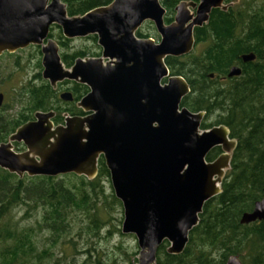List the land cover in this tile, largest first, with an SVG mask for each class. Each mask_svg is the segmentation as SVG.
Listing matches in <instances>:
<instances>
[{"label": "water", "instance_id": "1", "mask_svg": "<svg viewBox=\"0 0 264 264\" xmlns=\"http://www.w3.org/2000/svg\"><path fill=\"white\" fill-rule=\"evenodd\" d=\"M216 8L224 10V0L180 2L172 22L164 24L158 0H111L74 17L67 16L61 0H0V54L40 46L42 79L53 88L63 80L86 85L88 92L76 106L89 112L66 116L59 125L50 123L52 112L34 113V122L21 125L0 143V169L17 177L73 174L89 180L101 157L122 207L120 232L136 241L132 264H155L163 242L168 254H180L203 204L220 192L229 167L235 141L221 125L199 130L202 112L178 110L189 89L182 78L168 75L163 62L192 50L193 29ZM144 21L153 24L157 43L134 36ZM52 25L66 39L94 35L100 56L76 59L65 69L57 45L47 38ZM240 58L248 62L254 55ZM238 74L232 67L227 77ZM12 142H21L25 150L14 152ZM213 146L227 154L205 162ZM262 219L264 187L262 198L239 223ZM224 264L241 262L230 255Z\"/></svg>", "mask_w": 264, "mask_h": 264}, {"label": "trees", "instance_id": "2", "mask_svg": "<svg viewBox=\"0 0 264 264\" xmlns=\"http://www.w3.org/2000/svg\"><path fill=\"white\" fill-rule=\"evenodd\" d=\"M158 1L165 11L163 21L168 24L178 3L198 0ZM61 2L67 16L74 17L106 6L111 0ZM224 6V10L211 9L207 21L194 28V48L190 53L166 57L164 63L171 75L182 77L189 87L180 105L215 118L212 123L204 120L202 127L223 125L235 147L221 179L220 192L203 204L183 251L168 254V245L163 242L157 249L155 264H224L230 255L237 256L241 264H264V219L239 223L241 215L250 212L262 198L264 187V0H224ZM135 35L150 37L139 30ZM87 39L99 50L95 36ZM71 41L58 36L60 60L66 68L76 58L99 54L68 53ZM198 45L202 48L195 53ZM249 53L256 59L242 63L240 57ZM14 65L18 66L17 59ZM235 65L240 68L239 76L221 80ZM37 67L40 68L38 63ZM209 74L213 77L209 78ZM32 78L39 83L27 81L19 92L25 95L22 104L27 112H46L55 107L60 110L55 91L40 80L38 73ZM73 93L75 97L78 94ZM22 95L14 92L11 100L18 97L21 106ZM22 114L0 121V141L5 138V123L20 122ZM61 178L66 179L65 184L57 177H17L0 169V264H68L76 261V256H83L81 264H117V255L123 256L125 264L135 262L137 252L129 254L120 246L112 248L116 254L96 250L99 242L114 233L111 211L121 208L101 157L94 178L73 174ZM105 183L109 186L106 195ZM20 208L22 215L13 219V212ZM78 217L79 222L75 221ZM31 221L30 225H20ZM105 227L108 228L103 231Z\"/></svg>", "mask_w": 264, "mask_h": 264}, {"label": "rangeland", "instance_id": "3", "mask_svg": "<svg viewBox=\"0 0 264 264\" xmlns=\"http://www.w3.org/2000/svg\"><path fill=\"white\" fill-rule=\"evenodd\" d=\"M236 1V0H234ZM153 26L149 23L143 24L140 28L139 31L142 34H147L149 35L152 39H156V32L155 30L152 29ZM58 32L54 31L53 36L57 37ZM96 44V43H95ZM97 46V45H96ZM202 48V46L198 45L196 47L195 53H198V51ZM99 52L96 48L95 45L91 42L90 39H74L68 44V53H74V52ZM17 59L18 61V66H15L13 62ZM40 60V55L37 52V49L35 48H25L24 50L15 53V55H6L2 56L0 59V63L3 66L2 71L3 73L0 74V90L4 93L5 95V103L7 105V111L3 112V115L5 113H9V116L6 118H11L12 114L10 113L13 110H18L19 104L17 103V98L13 96V100L11 101V94L12 93H18V90H20L22 85H25L27 81H33L34 84H38L39 80L32 78L33 75L39 73V69L37 67V63L39 64ZM63 87H61L62 89ZM13 91V92H12ZM58 105L63 108L70 110V107L65 106L63 102H59ZM9 106V107H8ZM67 107V108H66ZM10 108V109H9ZM2 115V114H1ZM215 118L209 117L206 120V123H212ZM67 175V174H65ZM57 177V180L61 179L64 184L66 183V179L61 178L62 175L60 176H55ZM72 180V179H71ZM109 181V179H108ZM110 186V182H109ZM109 186L105 183L104 184V189H105V195L109 191ZM111 187V186H110ZM112 190V189H111ZM23 209H16L13 212V219L18 220L20 216L22 215ZM112 221L110 222L111 225H113L114 229L112 231L114 232L111 234V236L106 239L102 240L99 242V246H96L97 251H102L105 253H112L116 254L115 251L112 250L115 246H120L121 249L126 251L127 253L131 254L134 251H138L137 246H136V241L133 235L131 234H122L120 232V227H121V222H122V207L121 208H114L111 213ZM81 220V217H78L75 219V221L79 222ZM33 221L29 223H22L20 225H30L32 224ZM108 227H105L107 229ZM74 231L77 229V224L75 223L73 225ZM115 229H118L119 232H115ZM105 233V232H102ZM104 235V234H103ZM122 235V237L120 236ZM68 255L70 253L67 251ZM119 253V252H118ZM76 261L73 263H68V264H81V261H83V256H76ZM135 258V257H134ZM133 261V260H132ZM117 264H125V260L123 256L117 255Z\"/></svg>", "mask_w": 264, "mask_h": 264}, {"label": "flooded vegetation", "instance_id": "4", "mask_svg": "<svg viewBox=\"0 0 264 264\" xmlns=\"http://www.w3.org/2000/svg\"><path fill=\"white\" fill-rule=\"evenodd\" d=\"M174 16V15H173ZM164 17V16H163ZM173 19V18H172ZM164 22V21H163ZM172 22V21H171ZM170 22V23H171ZM145 23H151L150 21H144L138 28H137V30L136 31H138L139 30V28L143 25V24H145ZM165 24V23H164ZM169 24V23H168ZM151 25L153 26V24L151 23ZM154 28V27H153ZM195 28H197V27H195ZM155 30V29H154ZM194 30V29H193ZM54 31L55 32H58L57 33V37H55V36H53V34H54ZM135 31V32H136ZM135 32H134V36L136 37V35H135ZM156 32V31H155ZM59 35H61V32H60V29H59V27H57V26H55V25H52V26H50L49 27V29H48V34H47V38H49V39H51V40H53L54 42H55V44L57 45V47H58V55H59V57H60V48H59V46H58V44H57V42H58V36ZM62 36V35H61ZM90 36H94V35H88V36H85V37H82V39H87L88 37H90ZM192 36H193V31H192ZM63 37V36H62ZM46 38V39H47ZM64 38V37H63ZM96 38V37H95ZM136 38H138V39H150V40H152L154 43H157L158 42V40H159V37H158V35H157V33H156V39L154 40V39H152L151 37H145V38H140V37H136ZM66 39V38H65ZM74 39H79V38H73V39H69V40H74ZM43 42H45V41H43ZM44 44V43H43ZM96 45H97V43H96ZM98 46V45H97ZM27 47H29V48H35V49H37V52L39 53V55H40V60H39V65H40V69H39V76H40V80H42V81H44V82H46L48 85H49V83H48V81H46V80H44V79H42V77H41V72H42V66H41V53H40V46H36V45H28ZM27 47H25V48H27ZM25 48H22V49H18V50H16V51H14V52H12V53H7V52H2L1 54H0V59L2 58V56H6V55H15V53H17V52H20V51H22V50H24ZM98 48H99V54L97 53L96 55H88V56H84V57H82V58H76V59H84V58H88V57H91V58H97V57H99L100 56V53H101V49H100V47L98 46ZM193 48H194V38H193ZM193 48H192V50H193ZM191 50V51H192ZM190 51V52H191ZM189 52V53H190ZM186 55V54H185ZM182 56H184V55H182ZM167 57H173V56H167ZM178 57H181V56H178ZM175 58H177V57H175ZM76 59H74L73 60V63H74V61L76 60ZM254 59H255V57H254ZM253 59V60H254ZM165 60V59H164ZM240 60H241V58H240ZM252 60V61H253ZM61 61V60H60ZM18 62V61H17ZM103 62H105V60H103ZM164 62V61H163ZM242 62V61H241ZM248 62H251V61H248ZM62 63V62H61ZM73 63L69 66V67H65L64 65H63V63H62V65H63V67L65 68V69H68V68H70L72 65H73ZM242 63H244V62H242ZM246 63V62H245ZM13 64H14V62H13ZM164 65H165V63H164ZM166 66V65H165ZM232 67H236V68H238L239 69V74H240V68L239 67H237V65H235V66H232ZM232 67H230V68H232ZM2 68H3V66L1 65V63H0V74L1 73H3V71H2ZM167 68V67H166ZM229 68V69H230ZM167 70H168V68H167ZM229 71V70H228ZM228 73V72H227ZM239 74L238 75H236V76H231V77H227V74L224 76V77H221L220 79L221 80H224V79H226V78H228V79H231V78H234V77H237V76H239ZM36 75V74H35ZM168 75L169 76H174V75H171L170 74V72H169V70H168ZM34 76V75H33ZM32 76V77H33ZM209 76V78H212L213 77V75L212 74H209L208 75ZM177 77H180V76H177ZM180 78H182V77H180ZM183 79V78H182ZM184 80V79H183ZM185 81V80H184ZM163 82H165V80H163ZM162 83V82H161ZM187 84V83H186ZM50 86V85H49ZM188 86V85H187ZM51 87V86H50ZM61 87H63L62 89H61ZM51 89L52 90H54L55 91V93L57 94V97H58V99L61 101V102H63L64 104H65V106H67V107H70L71 106V109L70 110H67V109H63V108H61L60 106H58L59 108H60V110L58 109V108H54V109H51V110H49V111H46V112H52V117L49 119L50 120V123H53V125H59V124H55V123H60V124H63L64 123V118L66 117V116H70V117H73V116H77V117H84V116H86V115H88L89 114V112L88 111H86V112H84V111H82L80 108H78L77 106H76V103L85 95V94H87V92H88V87L86 86V85H84V84H81V83H77V82H75V81H72V80H63V81H61V82H59V83H56V85H55V87L53 88V87H51ZM188 89H189V87H188ZM21 90H18V95L20 96V95H22V94H20L19 92H20ZM73 91L74 92H77L78 94L76 95V97L74 96V93H73ZM189 92H190V90H189ZM189 92L186 94V95H188L189 94ZM64 93H68L69 95H70V98L69 99H66V100H64V99H62L61 98V94H64ZM80 94V95H79ZM12 95V94H11ZM185 95V96H186ZM25 96V95H24ZM23 95L21 96V97H19L20 98V100H21V106H19L20 108L16 111V110H13V112L11 111L10 113L12 114L11 116V118H6L7 116H9V113H5L4 115H3V112H6L7 111V105H6V103H5V95H4V93L0 90V121H2L3 122V120L6 118V119H12V118H18L19 116H18V114L21 112V113H23L22 114V117L20 116V122H18V123H15V122H13V121H9V123H5V128H4V132L3 133H5L4 135H5V138L4 139H2V141H0V143H3V142H6L7 140H8V137L10 136V135H12V133H14L15 132V130L18 128V127H20L21 125H23V124H25V123H30V122H34L35 121V118H34V113H36V112H43V111H33V112H27V110H26V108L27 107H24L23 106V104H22V102H23V100H25V97H24ZM79 96V97H78ZM185 96H183L182 98H181V100L185 97ZM18 99V98H17ZM181 100H180V102H181ZM12 101V100H11ZM9 107V106H8ZM66 107V108H67ZM181 107H183V106H181L180 105V103H179V108H178V110L181 108ZM183 108H185V107H183ZM10 109V108H9ZM185 109H187V108H185ZM188 110V109H187ZM189 111V110H188ZM46 112H43V113H46ZM190 112V111H189ZM198 112H202L203 114H204V116H203V118H202V120H201V122H200V124H199V130H208V129H210V128H212V127H215V126H219V125H208V126H206V127H202V123L204 122V120H205V122H206V120L208 119V117L206 118V114H205V112L204 111H198ZM192 113H197V112H192ZM2 114V115H1ZM221 126H223V125H221ZM224 127V126H223ZM1 134V133H0ZM228 138H229V135H228ZM230 139V138H229ZM230 140H233V139H230ZM11 145H12V149H13V151L14 152H17V153H19V152H23L24 150H25V148H24V146H23V144L21 143V142H12L11 143ZM224 154H227V152L226 151H223V149H222V147L221 146H213L212 148H210L208 151H207V153L205 154V156H204V161L205 162H211V161H213V160H215L217 157H219L220 155H224ZM231 154V153H230ZM100 158V157H99ZM98 158V159H99ZM102 159V158H101ZM222 179V178H221ZM220 182H221V180H220ZM219 186H220V183H219ZM219 189H220V187H219ZM213 198V197H212ZM211 199V198H210Z\"/></svg>", "mask_w": 264, "mask_h": 264}, {"label": "bare ground", "instance_id": "5", "mask_svg": "<svg viewBox=\"0 0 264 264\" xmlns=\"http://www.w3.org/2000/svg\"><path fill=\"white\" fill-rule=\"evenodd\" d=\"M256 59V58H255ZM245 63V62H244ZM238 67V66H237Z\"/></svg>", "mask_w": 264, "mask_h": 264}]
</instances>
